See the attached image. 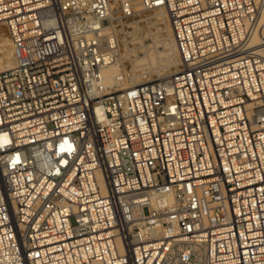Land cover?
Wrapping results in <instances>:
<instances>
[{"label":"built area","instance_id":"obj_1","mask_svg":"<svg viewBox=\"0 0 264 264\" xmlns=\"http://www.w3.org/2000/svg\"><path fill=\"white\" fill-rule=\"evenodd\" d=\"M159 10L174 70L124 85ZM263 10L0 0V264H264Z\"/></svg>","mask_w":264,"mask_h":264},{"label":"bare ground","instance_id":"obj_2","mask_svg":"<svg viewBox=\"0 0 264 264\" xmlns=\"http://www.w3.org/2000/svg\"><path fill=\"white\" fill-rule=\"evenodd\" d=\"M148 17L153 24L157 25L155 28L160 26L157 30L160 31V33L154 34V31L149 33L152 38V43L147 45V49L145 50L143 57L141 56L135 58V61L132 64V72L126 79V83H124V85L138 84L152 77L167 76L174 70L177 53L171 37L166 13L163 10H159L149 14ZM260 20L262 22L261 34L264 36V10L261 13ZM9 42L10 40L8 38L0 36V44L3 47L5 43L9 44ZM158 45L162 46L161 51L158 49ZM11 53L12 48L10 43V57ZM117 71L118 70L115 66H109L103 70V79L105 84L112 83Z\"/></svg>","mask_w":264,"mask_h":264},{"label":"rangeland","instance_id":"obj_3","mask_svg":"<svg viewBox=\"0 0 264 264\" xmlns=\"http://www.w3.org/2000/svg\"><path fill=\"white\" fill-rule=\"evenodd\" d=\"M154 25L157 26L156 24H154ZM159 27L158 28H155L154 34H159L160 33V31H157L159 29ZM0 36L8 38L7 37V34H6L5 27L2 24H0ZM148 43H151V42L149 41ZM9 47H10V42H9V44H6L5 43L4 44V47L0 44V71L3 70V69H5V68H7L9 65L11 66L13 64V62H14L12 45H11V48H12L11 57L9 55ZM158 49L161 51L162 50V47L159 46ZM141 56L142 55H140L139 57H141ZM164 59H167V58H164ZM164 59H162V60H164Z\"/></svg>","mask_w":264,"mask_h":264}]
</instances>
